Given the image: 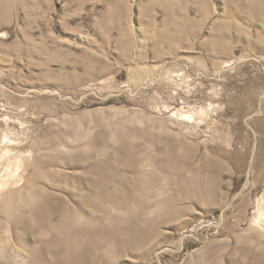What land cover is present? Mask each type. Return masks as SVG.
Listing matches in <instances>:
<instances>
[{
  "label": "rangeland",
  "instance_id": "obj_1",
  "mask_svg": "<svg viewBox=\"0 0 264 264\" xmlns=\"http://www.w3.org/2000/svg\"><path fill=\"white\" fill-rule=\"evenodd\" d=\"M0 264H264V0H0Z\"/></svg>",
  "mask_w": 264,
  "mask_h": 264
}]
</instances>
